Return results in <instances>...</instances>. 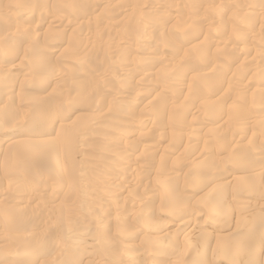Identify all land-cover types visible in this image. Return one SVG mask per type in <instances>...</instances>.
I'll list each match as a JSON object with an SVG mask.
<instances>
[{"label": "rangeland", "instance_id": "374dc122", "mask_svg": "<svg viewBox=\"0 0 264 264\" xmlns=\"http://www.w3.org/2000/svg\"><path fill=\"white\" fill-rule=\"evenodd\" d=\"M0 264H264V0H0Z\"/></svg>", "mask_w": 264, "mask_h": 264}, {"label": "bare ground", "instance_id": "6f19581e", "mask_svg": "<svg viewBox=\"0 0 264 264\" xmlns=\"http://www.w3.org/2000/svg\"><path fill=\"white\" fill-rule=\"evenodd\" d=\"M86 4V3H85ZM99 6V5H98ZM147 7V6H146ZM95 8V7H94ZM127 16V15H126ZM16 27V26H15ZM199 31H201V30H199ZM238 35H240V34H238ZM204 39V38H203ZM176 48V47H175ZM174 48V49H175ZM173 50V49H172ZM177 50V49H176ZM3 52H5V51H3ZM178 52V51H177ZM5 53H7V52H5ZM138 75V74H137ZM172 84V83H171ZM112 103V102H111ZM32 122H34V121H32ZM30 124V123H29ZM51 124H52V122H51ZM32 125V124H31ZM5 142V141H4ZM11 142V141H10ZM2 143V142H1ZM43 154V153H42ZM41 155V154H40ZM221 186V185H220ZM187 198V197H186ZM176 203H178V202H176ZM182 204H184V203H182ZM17 209V208H16ZM16 211V210H15ZM12 219V218H11ZM20 222V221H19ZM9 227V226H8ZM240 252V251H239ZM232 253V252H231ZM236 261V260H235Z\"/></svg>", "mask_w": 264, "mask_h": 264}]
</instances>
